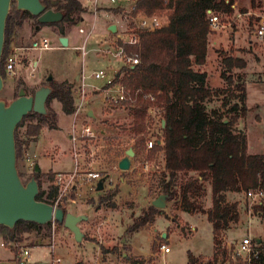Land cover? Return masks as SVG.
Returning <instances> with one entry per match:
<instances>
[{
	"label": "rangeland",
	"instance_id": "rangeland-1",
	"mask_svg": "<svg viewBox=\"0 0 264 264\" xmlns=\"http://www.w3.org/2000/svg\"><path fill=\"white\" fill-rule=\"evenodd\" d=\"M78 1L81 3L82 7L85 8L86 12L84 15L94 14L95 11L102 10L101 6H103V4L101 3L96 7H93L84 2V0H82L83 2L80 0ZM100 1L109 4L108 0ZM234 2L236 3L235 7L238 12L256 11L255 9L264 8V0H255L254 6L250 5L249 0H235ZM14 7H16L15 1L11 2L8 14V16L10 15L14 18L15 22L14 26L11 28V36L7 39L10 43L7 50L9 54L14 53L18 58V63H20L17 65L16 75L11 76L4 71V63L0 60V75L3 81V87L0 91L1 101H4L7 104L10 103L18 95L20 89H23L27 96L33 95V93L40 87L48 86L46 79L49 75H51L53 78L52 80H54V78L69 77L70 74L74 73L79 74L81 70H83L84 75L89 77L95 71L106 72L110 67V71H113L119 66V64H107V62H104L106 60H101V55H98L95 52V49L101 48L98 46L105 41L106 36L104 35L105 28L103 24L109 22L110 18L95 14L90 19H87L82 25L79 24L75 27H68L67 24H63L65 36H59L58 29L54 26H42L36 30L35 27L37 26V21L31 18H22L23 11H20L19 14H15L13 11ZM110 11L116 12L117 15L126 18L125 24L129 22L131 17L136 16H132L130 12L124 17L126 12L119 9ZM141 14L142 13H138L137 15L140 16ZM154 15L160 17L162 21L165 22V15ZM18 23H21V25H17ZM116 24L118 29L117 32L120 34L124 29V25L121 27L120 21L118 23L115 22V25ZM252 24V22H249L244 18L243 21H236L229 34H227L228 32L226 35L224 33L218 34V32L207 34V46L209 47L210 58L207 63L208 68L206 72L210 74L209 77L211 80L209 79V81L211 82V85H214V83L220 80L219 72H221V70L219 69V58L240 57L245 61V67L243 70L231 69L229 72L225 73V75H230L232 77L235 76L237 81H241L245 92V107L247 111L243 118L236 121L232 131L246 135L248 150L251 153L264 154V38L261 40L252 38L250 34ZM79 28L84 30V34L78 33ZM90 31L91 33L86 44L88 54L83 57L80 51L71 48L41 52L27 51L31 50L30 48L34 41H39L42 37L47 38L51 46L61 48L59 43L55 41V37L69 36L70 47L75 45L79 46L82 44L83 38ZM29 60H35L37 62V68L33 73V76H29L28 74L27 65L32 63ZM104 82L92 78H87L86 80V83L91 85L92 88H100L103 86ZM71 85L74 86V83H71ZM220 85L221 88L226 87V85L221 82ZM88 101L90 105L87 106L86 109H98L99 101L97 99H92V97H90ZM219 101V98L211 100L207 106V110L218 107L220 104ZM230 101L229 103L234 102H232V100ZM47 108L54 113L57 111V114L59 115V123L62 127L71 125L72 117H64L61 106L56 100H50L47 104ZM119 109L124 111L123 118H110L105 122L104 120H99L101 122L99 124L97 122H92L97 127L99 126L105 130L108 137L105 142L106 145L114 144L119 146L117 148L118 151L114 153L118 156V159L121 155L125 156L123 149L128 145V147H132L133 150L136 149L137 152H141L145 142L146 133L149 132L147 128L150 127L149 124H145L146 119H144L143 132L140 134L133 133L131 129L134 124L133 112L135 108ZM156 118L157 116L155 119ZM226 118H229V116ZM79 121V119L76 121L77 129H79L82 124ZM27 123L28 120L25 121L23 127L15 130L19 137H17L19 141H22V139L25 140L23 134ZM27 141L29 144V142L33 140L28 139ZM20 150V156L16 161V166L17 171L21 173L22 182L26 184L32 177L31 175L33 173L35 161L29 159L30 154L27 152L28 146H22ZM112 150L106 152L109 153ZM158 150H160V148H157L149 154L151 158L154 159V164L147 179H144L143 181H141L142 179L140 181H131L133 178L131 173L119 171L121 176L125 177V181L135 187L136 198L138 200L133 201L124 199L120 202V205H117V195L112 200H108L115 205L114 208H110L106 204H100L99 198L108 195L111 191L117 189L119 194L120 186L122 184H119L116 180H114V185L111 189L102 190L100 192H91L88 190V187L85 186L81 188V190L84 189L87 194L83 193L78 196L76 195V191L70 194L69 197H65L61 200L59 204L62 206L61 208L64 209L65 213H70L68 210L74 208L73 210L83 211V213L89 217V220H91L87 225L83 222L79 223L82 231H85L84 234L87 236H84V238L87 239H83L80 243H76L73 239L72 233L66 230L62 224L51 222V236L49 239H42V235L45 233L44 231L39 234L32 232L29 234H23L21 240L18 242H13V244L8 245L6 244V248L17 256L22 249L29 248V245H44L30 247L28 257L16 259L20 264H51L52 256L54 258H60L59 264H96L97 259H95V252L98 246L101 249L102 255L105 253L108 255L113 251L117 256H110L109 259H101L98 261L100 264H133L135 259H138L136 262L137 264H156V258V261L160 263L164 261L166 264H188V254L201 258L202 264H205L206 261L211 258L213 251L210 224L207 222L205 215L199 212H187L180 199L167 202L166 208L154 216L152 227L158 233H166V238L158 236L156 237V240L153 241L150 231L153 228L142 227L133 233L127 234L126 232L127 228L131 226L130 224L132 221L142 217L145 212L147 213L148 208L152 207L151 201L155 200L162 193L163 184L167 182V179L163 176L162 172L163 153L159 152L155 157ZM131 159H134V157ZM95 161V169L100 171L111 169L109 167L111 163L109 155L101 156L98 153ZM116 177L117 176H115V178ZM183 179L184 177L182 175H178L173 183V189L178 191ZM39 182L41 190L46 193H48L50 187H53V183H49L47 176H40ZM123 190L126 195H128V193H133V189L130 186L125 187ZM67 199H69L68 202ZM192 200L197 202L196 204L201 206L204 211H207L210 208L211 197L208 182H203V189L200 193H197ZM224 201L228 204H236L238 221L237 223H228L226 229L220 230L218 234L215 235L213 245H219L224 242L239 239L245 232L246 220L243 215L245 205L241 201V196L235 193H225ZM67 205L68 207L70 206V208L66 209ZM54 206L56 207V205ZM100 206L104 207V211L101 212V216L97 215L93 219L94 210H96V208L98 209ZM102 216L104 219H102ZM128 217H131L132 221L126 219ZM106 219L108 221L105 223L104 220ZM54 224L55 226L53 227ZM262 225H264L263 222ZM262 228L260 226V220L258 219H251L248 222V234L251 237H257L259 235L264 237V226ZM131 234L133 246L137 251L144 256L150 254L149 256L145 258L144 256L128 255ZM0 235L2 234L0 233ZM1 242H4L3 238ZM159 242L168 246V254L162 255L160 253L159 256H156L157 244ZM50 244L55 245L53 254L49 248ZM122 254H124L126 258H122Z\"/></svg>",
	"mask_w": 264,
	"mask_h": 264
},
{
	"label": "trees",
	"instance_id": "trees-1",
	"mask_svg": "<svg viewBox=\"0 0 264 264\" xmlns=\"http://www.w3.org/2000/svg\"><path fill=\"white\" fill-rule=\"evenodd\" d=\"M46 9L60 12L62 20L57 23L42 26H54L60 36H65L63 24L68 27L76 26L81 15L85 13L78 0H40ZM234 0H137L131 14L142 13L147 16L162 14L166 16L167 24L153 32H140L138 65L132 68H121L113 83L121 84L131 93L139 91L134 109V124L131 131L140 134L144 130V119L149 107L161 108L164 127L162 129L164 142L163 176L167 182L163 184L162 193L167 201L180 199L183 207L189 213L199 212L206 216L211 227L212 256L205 264H213L215 259V235L226 229L228 223H237L236 204L224 201L225 193H238L257 187L264 188V156L246 153L245 134L233 132L232 128L238 119L246 114L245 92L241 81L230 75H225L231 69H243L242 59L221 57L220 79L226 85L221 89L205 87V74L194 70V65H203L207 45V17L208 11L231 14ZM254 6L255 0H249ZM14 13L20 11L14 7ZM22 18L36 17L23 12ZM14 18L10 15L6 19L4 31V47L1 62L4 63L9 52L10 44L7 39L11 36ZM17 25H21L18 23ZM128 54L137 52V47L125 46ZM52 89L46 101V114L29 113L17 125L23 127L25 121L24 138L19 141L14 134L16 161L20 156V148L28 146V139L38 138L43 126L56 128V114L47 108L50 100H56L65 115L75 111L72 95V85L66 81L47 82ZM142 95H150L153 100L144 99ZM17 97V96H16ZM15 97V98H16ZM14 98V99H15ZM220 104L216 108L207 110L213 99ZM232 100L233 103H229ZM231 102V101H230ZM229 116V118H226ZM18 137V138H17ZM17 167V166H16ZM21 178V173L18 172ZM178 175L184 179L178 191L173 189V183ZM38 184L36 200L54 206L57 189L50 187L48 193L41 190L39 172L31 175ZM163 177V178H164ZM54 176L47 175L49 183H53ZM203 182L210 186L211 206L204 211L192 199L203 189ZM118 194L117 189L99 198L100 204L114 208L108 200ZM45 196V197H44ZM56 207L61 208L60 204ZM63 209V208H62ZM264 217V207H258ZM161 210L149 207L147 213L133 221L126 230L127 234L138 231L150 224L154 216ZM56 224H59L55 222ZM44 231L42 239L51 236V222L39 226L36 223L18 221L13 228L0 226V233L5 244L18 242L23 234ZM36 245H29L34 247ZM19 256V254H18ZM188 264H202V259L188 254Z\"/></svg>",
	"mask_w": 264,
	"mask_h": 264
},
{
	"label": "built area",
	"instance_id": "built-area-1",
	"mask_svg": "<svg viewBox=\"0 0 264 264\" xmlns=\"http://www.w3.org/2000/svg\"><path fill=\"white\" fill-rule=\"evenodd\" d=\"M99 0H84V2L96 7ZM128 0H109L112 4H121ZM135 7V6H134ZM133 10V9H132ZM256 11H246L243 14H237L235 17L245 16L247 18L251 17L253 19L252 29L250 34L252 37L261 40L264 38V8L255 9ZM132 12V11H131ZM227 14L224 13H215L208 11L207 17V27L208 33L223 31L225 27L229 26L227 21ZM167 24V19L165 22L156 15L147 16L144 14L136 15L131 17L129 22L125 24L123 31L118 35L117 42L111 48H97L95 52L98 55L111 57L117 59L122 63V68H132L139 64V45H140V32H153L157 29L164 27ZM79 33H83V30H79ZM125 46L137 47V52L128 54L125 50ZM55 47H52L48 39L43 38L39 41H34L31 50L34 51H44L50 50ZM78 51L81 52V55L84 56L88 52L85 50L84 46L77 47ZM20 63V62H19ZM18 58L13 54H8L4 62V71L8 75H16ZM29 76H33V73L36 70V64L29 63L27 65ZM91 77L98 80L105 79V73L102 71L94 72ZM80 85L77 91L78 103L74 104L75 111L78 113L81 109L87 106L88 96L92 95L95 90L98 93V101L104 108L117 109V108H131L134 109L136 106L137 98L140 97L139 91L131 93L129 89L124 87L121 84H114L113 80H107L105 86L102 88L96 89L95 87H90L89 85L83 83L84 77L80 76ZM92 88V89H91ZM95 93V95H96ZM144 99L153 100V97L150 95H142ZM157 118L155 119V117ZM87 117V115H86ZM88 119V118H87ZM146 122L145 124L148 127L146 133L145 142L141 152L137 150H132L134 152V159L130 158V167L126 171H122L118 168V156L114 154L117 152V148L114 144L106 145L108 137L106 132L96 125H94L89 120L84 121L80 128L73 127L72 129V141L74 143L73 148V166L74 171L70 173H58L53 179V186L57 189V196L54 204L57 205L65 197H69L73 192H78L83 187H88V190L91 192H100L97 191V185L99 182H102V190L111 189L114 185V180L119 184H123L125 177L121 176V173L118 177L113 178L111 175L112 171L116 172H129L132 174L134 180L147 179L148 175L153 169L154 159L151 158L149 154L155 151L157 148H160L155 154V157L159 152L163 153L164 160V142L162 126L163 122V112L161 108L149 107L146 110ZM104 142V143H103ZM78 143V145L76 144ZM113 149V150H112ZM128 149V148H127ZM123 149V153L127 151ZM112 150L107 153L106 151ZM136 151V153H135ZM98 153L102 156L109 155L111 163L110 170L100 171L93 169V166L96 165V157ZM118 159V160H117ZM117 161V162H116ZM76 192V193H77ZM241 196V201L245 205V211L243 215L246 220V228L244 234L240 236L239 239L232 240L230 242H224L219 245H215V259L213 264H264V237L259 235L257 237H251L248 234V222L251 219L260 220L261 228L264 226V217L261 215V212L258 210V207H264V188L257 187L255 189H250L247 191H240L235 193ZM55 207V206H54ZM263 229V228H262ZM13 244V243H8ZM7 244V245H8ZM157 253L156 256L166 255L169 253V248L166 244L159 242L157 244ZM1 247H6V244L2 242ZM55 245L50 244L49 248L53 251ZM28 250L22 249L19 252V256H27ZM157 259V258H156ZM156 264H166L163 262H157ZM138 259H135L133 264H137ZM60 258H52L51 264H59ZM98 264V263H96Z\"/></svg>",
	"mask_w": 264,
	"mask_h": 264
},
{
	"label": "crops",
	"instance_id": "crops-1",
	"mask_svg": "<svg viewBox=\"0 0 264 264\" xmlns=\"http://www.w3.org/2000/svg\"><path fill=\"white\" fill-rule=\"evenodd\" d=\"M80 1H82V0H80ZM136 1L137 0H128V1L123 2L121 4H115L114 5V4L110 3L109 0H108L109 4H106L105 2H101L99 0L98 4H100V3L103 4V6H101L102 10L95 11L94 14H88V15L87 14L84 15L85 13H83L81 15V20H80V22L77 25H79V24L82 25L87 19H90L95 14L98 15V16L102 15V16L110 18L109 22H107L106 24H103L104 28H105L104 35L106 37H105V41L103 43H101L98 47L111 48V47H113L115 42H117V37L119 35L118 32H117L118 31L117 24L115 25V22L118 23L120 21L121 27L123 25L125 27L126 18H123L122 16L117 15L116 12H111L110 10H114V9H119L121 11L124 10V12H126V15L124 17H126L132 11V9L134 8ZM235 5H236V3L233 2L232 6H231L232 13L228 15V16H231V17L227 16V18H228L227 21L229 22V26L225 27V29L223 31H219L218 34L219 33H222V34L224 33L226 35L227 32H228L227 34H229L232 31V27H233V25H235L236 21H239V20L243 21L244 18H246L249 22L253 23V19L251 17L247 18L245 16H240V17L236 18L235 16L238 13L239 14H243L246 11L238 12L236 10ZM112 26H115V29H116L115 33H111V31L109 30ZM80 29L83 30L82 28H79L78 29V33H79ZM90 33H91V31L86 34V36L83 38L82 44L79 45V46L75 45V46H71L70 47V37L67 36L66 37L68 39V47L67 48H71V49H75L76 50L77 47L84 46V48L86 50V44H87V40H88V38L90 36ZM79 34H84V30H83V33H79ZM43 38H45V37H42V39ZM59 38H61V37H58V36L55 37V41L57 43H59ZM252 38L256 39L254 37H252ZM256 40H258V39H256ZM52 47H55V48L50 49V50L66 49V48H62V47L61 48H57V46H52ZM27 51H34V50H27ZM44 51H49V50H44ZM39 52H41V51H39ZM86 55H84V56H86ZM100 57L102 58L101 60H103V59L106 60V61H104V60L103 61L107 62V64L108 63L109 64H119V66H117L113 71H110L111 70V67H110L108 69V71L104 72L105 76H106L105 79L104 80L98 79L97 81H103V82L105 81L106 82L107 80H112L113 78H115V76L118 74V72L122 68V63L119 60L113 59L111 57H105V56H100ZM209 58H210L209 57V47L206 45V54H205V59H204L203 65H194L193 68H194L195 71L202 72V73L205 74V82H204L205 83V87H207L208 89H217V88L221 89L220 82L223 83V81L220 79V77H219L220 80H218V82L214 83V85H211V82L209 81V79L211 80V78L209 77L210 74L206 72L207 68H208L207 63L209 62ZM234 58L242 59L240 57H234ZM29 61L32 62V64H36L37 65V62L35 60H29ZM244 63H245V61H244ZM220 65L221 64H220V58H219V69L222 70ZM243 69H240V70H243ZM237 70H239V69H237ZM95 72H97V71H95ZM80 76L84 77V81H82V82L85 83V84H87L86 83L87 78L94 79L93 77H91V75L89 77L85 76L84 73H83V70H81V72L79 74H77V73L70 74L69 77L54 78V81H56V82H64V81H66V82H68L70 84L74 83V86H72V95L75 96V97H73L74 98V104H76L77 101H78V99H77V91H78V88H79V85H80V81H81ZM94 80H96V79H94ZM105 82H104L103 86H105ZM87 85H89V84H87ZM89 86L92 87L91 85H89ZM103 86H101L100 88H102ZM95 88L99 89L97 87H95ZM93 92L94 93H92V95L89 94L88 100L90 99V97H92V99L95 98V99L98 100V96H97L98 93H96L95 90ZM95 93H96V95H95ZM89 105H90V103L88 101L87 106H89ZM98 105H99V107H98L97 110H92L91 108L86 109V107H87L86 106L83 109H81L78 113H73L71 115H65L64 113H62L64 115V117H72L71 125L67 126V127H62V125L59 123V115L57 114V111H56V113H55L56 114V128L55 129H50L47 126H43L41 131H40V134H39L38 138L33 140V141H31V142H29L28 150H27V152L30 154L29 155L30 156L29 159L35 161L34 167L35 166L38 167V172L41 174V176L45 177L48 174H51V175H53L55 177V175L58 174V173H70V172L74 171L73 154H72L73 148H74V143L72 141L71 136H72L73 127L74 126L76 127L77 119H79L80 120L79 122H81V123H83L84 121H87V120L90 119L89 120L90 122H97L99 124V123H101L100 122L101 120L102 121L104 120V122H105L106 120H108L110 118H115V119L116 118H121V117L123 118L124 111H122L121 109H119V108H117V109L104 108L103 106H101L100 103ZM84 111L86 112V114H85ZM86 115H87V117H86ZM99 128H101V127H99ZM101 129L104 130L103 128H101ZM245 138H246V135H245ZM76 144L78 145V143H76ZM128 148H130V147H128ZM135 153H136V151H135ZM246 153L249 154V155H263L264 156V154H261V153H259V154L251 153L248 150L247 141H246ZM123 157L124 156L121 155L119 157V160L121 158H123ZM162 166H164V160H163V165ZM94 167H95V165L93 166V169H95ZM33 170H34V168H33ZM95 170H97V169H95ZM119 174L120 173L116 172V171H112L111 172V175H112L113 178H115V176L118 177ZM129 186L133 189V193H128V195H126L123 189L125 187H129ZM122 190H123V192H122ZM83 193L87 194V193H85L84 189L83 190L80 189L76 193V195L80 196ZM117 195H118L117 198H116L117 201H118L117 205H120V202L122 200H124V199L133 200V201L138 200L136 198L135 187L132 186V184L127 183V181L124 182L120 186V192ZM68 200L69 199H67V202H68ZM67 208H70V206L68 207V205H67L66 209ZM103 208H104L103 206H100L98 209L96 208V210H94L93 219L97 215L101 216V212L104 211ZM73 209H69L68 212H70V214H73V215H76V216H84L86 219L84 221H82V222L84 224H86V225H87V223L91 222V220H89V217L87 215H85L83 213V211H81V210L76 211V210H73ZM117 213H119V212H117ZM102 219H104V217ZM107 219H108V217H107ZM107 219L104 220L105 223L108 221ZM126 219L132 221L131 217L130 218L128 217ZM132 223H133V221H132ZM132 223L130 225H132ZM99 224H102V223H99ZM54 226H55V224L53 225V227ZM152 226H153V223H150V224H147V225H145L143 227H145V228H153ZM78 227H79L80 231L83 234V239L84 240L87 239V238H84V236H86L84 234L85 231H82L81 226L79 224H78ZM150 231H151V234H152L153 241L156 240V237H158V236H161L162 238H166V236H167L166 233H164V232L158 233L154 228L151 229ZM106 232H108V231H106ZM110 234H111V232H110ZM130 238H131V243L129 245L130 249L128 250V255L131 254L132 256L133 255L144 256V255L140 254L137 251V249L133 246L132 234L130 235ZM83 239H82V241H83ZM1 240H2V235H0V244L2 243ZM152 245H153V243H152ZM36 246H44V245L40 244V245H36ZM29 249H30V247L27 248L28 251H29ZM50 251H51V249H50ZM51 253L53 254L54 251H51ZM149 255L150 254H148V255H146L144 257L146 258ZM28 256H29V252H28L27 256H18V255L15 256V254L12 251L8 250V248L0 246V264H13V263L20 264L19 262H17L16 259H23L24 257H28ZM110 256H116V255L113 253V251L110 252L108 255L106 253L104 255H102L100 247L99 246L97 247V250L95 252V259H97L96 263L100 264V262H98L99 260H101V259H109ZM52 258H53V256H52ZM122 258H126V256L124 254H122Z\"/></svg>",
	"mask_w": 264,
	"mask_h": 264
},
{
	"label": "water",
	"instance_id": "water-1",
	"mask_svg": "<svg viewBox=\"0 0 264 264\" xmlns=\"http://www.w3.org/2000/svg\"><path fill=\"white\" fill-rule=\"evenodd\" d=\"M16 2V9L27 12L37 18V23L48 25L62 20V14L55 12L41 3L40 0H0V60L4 45V31L6 19L9 14L11 2ZM39 25L35 28L39 29ZM115 33V26L110 29ZM62 48L68 47L66 37L59 38ZM52 81L49 75L46 82ZM3 81L0 75V91ZM49 86H42L33 95L27 96L20 89L17 97L10 103L0 100V226L13 228L18 221L36 223L43 226L49 222L62 224L65 229L72 233L75 242L80 243L83 234L78 224L84 221V216H76L65 213L64 209L54 207L36 200L39 188L34 177L24 184L18 175L16 167V150L14 134L17 125L29 113L46 114V101L51 94ZM164 126V121L162 122ZM134 156L132 148H128L125 156L118 161V168L126 171L130 167V158ZM38 172V167H34ZM102 182L97 185V191H102ZM168 197L159 195L151 202V206L163 210L166 208Z\"/></svg>",
	"mask_w": 264,
	"mask_h": 264
}]
</instances>
